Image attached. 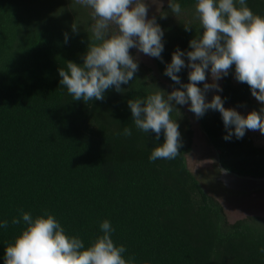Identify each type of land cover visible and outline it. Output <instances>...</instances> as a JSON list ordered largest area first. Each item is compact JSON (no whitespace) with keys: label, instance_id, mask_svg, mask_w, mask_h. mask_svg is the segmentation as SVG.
<instances>
[{"label":"trees","instance_id":"16d2710c","mask_svg":"<svg viewBox=\"0 0 264 264\" xmlns=\"http://www.w3.org/2000/svg\"><path fill=\"white\" fill-rule=\"evenodd\" d=\"M174 2L181 5L179 15L167 5L156 18L164 30V51L163 62L155 58V65L179 88L164 75L166 64L177 47L190 51L189 41L203 30L195 18L196 0ZM246 4L264 17V0ZM94 23L76 0H0V222L9 221L7 229L0 228V264L6 247L27 227L21 212L53 215L85 248L103 235L100 225L107 220L114 244L123 245V258L134 257V264H264V218L230 224L220 203L188 170L192 131L179 105L170 117L179 124L180 154L149 160L164 142L163 131L157 139L154 132L137 129L127 102L169 92L147 69L139 67L121 92L107 90L103 101H74L59 84V68L67 71V61L83 63L94 43ZM189 71L177 74L181 83L189 82ZM233 75L234 66L221 81L224 107H264ZM200 125L218 152L219 171L264 179V146H255L248 132L224 140L227 130L214 110ZM125 127L130 137L122 135ZM14 217L21 218L19 225L11 223Z\"/></svg>","mask_w":264,"mask_h":264},{"label":"clouds","instance_id":"9594fccd","mask_svg":"<svg viewBox=\"0 0 264 264\" xmlns=\"http://www.w3.org/2000/svg\"><path fill=\"white\" fill-rule=\"evenodd\" d=\"M76 3L92 10L95 23L91 25L94 43H89L83 63L67 61V71L58 69L59 84L66 87L74 101H103L107 90L114 87L121 92L122 84L134 80L139 65L130 49L163 62L164 30L155 16L147 18L146 0H76ZM168 7L174 15L182 11L174 0H168ZM194 11L202 34L189 41L190 51L177 47L164 69V75L180 87L167 95L160 90L144 99L127 102L137 129L154 132L157 139L163 131L164 142L152 150L151 162L173 160L180 154L179 124L170 117L176 105H189V111L198 119L208 110L218 111L227 130L223 137L226 141L233 135L243 138L246 130L264 134V107L245 116L235 108H225L218 94L206 100L210 90L223 91L217 81L227 77L234 66L235 80L247 84L251 95L264 105V17L254 14L246 0H196ZM110 26H115L111 34ZM191 28L190 24H184L185 31ZM72 31L77 32L75 24ZM184 68L190 69L188 83H181L177 75ZM207 72L212 83L207 82ZM199 84H203V88ZM122 135L130 137L131 129L125 127ZM21 217L27 227L6 247L4 264H134V257L123 258L126 248L114 244L111 238L114 229L107 220L100 225L103 235L85 248L80 238L67 236L51 214L33 218L21 212ZM11 223L19 225L21 218L14 217ZM8 226V220L0 222V228ZM260 251L264 252V248Z\"/></svg>","mask_w":264,"mask_h":264},{"label":"rangeland","instance_id":"374dc122","mask_svg":"<svg viewBox=\"0 0 264 264\" xmlns=\"http://www.w3.org/2000/svg\"><path fill=\"white\" fill-rule=\"evenodd\" d=\"M149 6L148 17L153 16L157 18L164 8L168 5V0H146ZM87 8V7H86ZM92 13L90 8H87ZM115 31V26H110V34ZM130 54L137 60L139 67L148 70L169 93L175 88L165 79H163L155 65V58L149 57L137 51V49H130ZM207 82L212 83L210 72L206 73ZM221 81H217L221 86ZM233 81L236 82L234 75ZM220 94L215 90H210L206 93V99L211 100L213 95ZM180 106V105H179ZM184 114L188 118L190 129L192 131V145L191 151L186 156V166L188 170L195 175L201 186L211 196H213L222 206L227 221L232 224L238 220L257 217L264 218V187L248 191H233L225 188L218 177L220 175L217 164L218 152L211 146L206 138L200 125V118L198 119L194 113L189 111V105L180 106ZM227 108H235L240 114L247 115L252 110L248 108H236L228 106ZM252 137L255 146H264V134L258 130H246Z\"/></svg>","mask_w":264,"mask_h":264},{"label":"water","instance_id":"95a60500","mask_svg":"<svg viewBox=\"0 0 264 264\" xmlns=\"http://www.w3.org/2000/svg\"><path fill=\"white\" fill-rule=\"evenodd\" d=\"M217 180L225 188L233 191H248L264 187V179L242 177L224 169L220 170Z\"/></svg>","mask_w":264,"mask_h":264}]
</instances>
